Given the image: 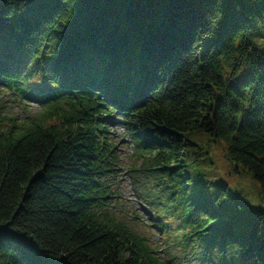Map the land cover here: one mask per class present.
Returning a JSON list of instances; mask_svg holds the SVG:
<instances>
[{
	"label": "trees",
	"instance_id": "16d2710c",
	"mask_svg": "<svg viewBox=\"0 0 264 264\" xmlns=\"http://www.w3.org/2000/svg\"><path fill=\"white\" fill-rule=\"evenodd\" d=\"M183 262L264 264V0H0V264Z\"/></svg>",
	"mask_w": 264,
	"mask_h": 264
},
{
	"label": "rangeland",
	"instance_id": "374dc122",
	"mask_svg": "<svg viewBox=\"0 0 264 264\" xmlns=\"http://www.w3.org/2000/svg\"><path fill=\"white\" fill-rule=\"evenodd\" d=\"M8 97L9 96H7L4 101H8ZM9 110H12L11 112L15 115H21L20 110L13 106H11ZM118 122L119 118L117 119L114 128L110 131L112 133V138L117 142V150L120 160V165L114 167L116 170V178L113 179V183L114 187L118 190V193L113 200L120 201L116 203L115 210L120 211L127 216V218L138 228L144 229L145 236L153 246H157L158 251L156 254L162 259L163 254L167 251L174 252L176 250L174 247H170L168 250L163 249V247L160 246V236L158 232L149 227L151 224L150 216H153L151 208L140 195V188L137 184H133L128 173L131 163L134 162L133 146ZM216 158L217 165H222V170L226 169L224 158L220 150L216 151ZM212 168H218V166H213ZM235 182H241L247 186L249 185L245 177L233 178L228 183L234 184ZM182 264H195V262H183Z\"/></svg>",
	"mask_w": 264,
	"mask_h": 264
}]
</instances>
